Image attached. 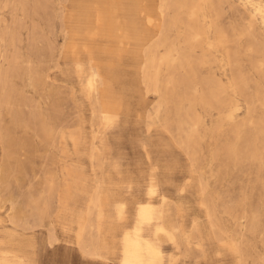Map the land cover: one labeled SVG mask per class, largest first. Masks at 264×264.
<instances>
[{"label":"rangeland","instance_id":"obj_1","mask_svg":"<svg viewBox=\"0 0 264 264\" xmlns=\"http://www.w3.org/2000/svg\"><path fill=\"white\" fill-rule=\"evenodd\" d=\"M148 202L155 264H264V0H0V264H121Z\"/></svg>","mask_w":264,"mask_h":264},{"label":"bare ground","instance_id":"obj_2","mask_svg":"<svg viewBox=\"0 0 264 264\" xmlns=\"http://www.w3.org/2000/svg\"><path fill=\"white\" fill-rule=\"evenodd\" d=\"M102 21L103 20L100 17L97 18V20H96L97 26L96 27L98 29L101 28ZM151 22H153V21H152V18L150 17L148 19V23L151 24ZM160 30H161V27H160ZM126 34H127V38H128L127 39V48H129L131 45V37H130L129 32L127 30H126ZM92 39H94V37H92ZM98 66L99 65H97L96 68L91 67L88 69L86 86H87L88 95H89L90 100L93 98V94L95 93V91L98 90L100 82L101 81L106 82V79L103 77ZM102 99H103V102L105 103L103 105V114L109 118L113 115L116 116L118 114L119 107L115 106V105H111L109 100H107L105 98V95L103 92H102ZM97 204H99V202H97ZM16 213L17 212L13 208L12 212L10 213L13 221H15V219H16V216H17ZM152 215H153V205L151 202L142 204L138 208V211L136 214L137 224L135 226L134 232H132V233L129 231L125 232L123 237H122L123 248H122L121 264H155L156 260L160 257V251H159L158 247L155 246L151 241H149L148 239L143 237V235L140 232L141 231V225L143 223L144 224L149 223L152 219ZM100 226H101L100 224L97 225L98 230L100 229ZM86 228H87V226L84 225L83 229H86ZM167 232L168 231H167L166 226L163 222L157 224L156 234L167 233Z\"/></svg>","mask_w":264,"mask_h":264}]
</instances>
